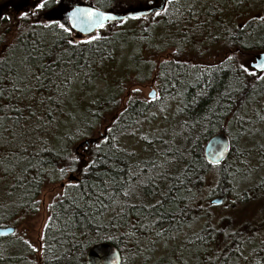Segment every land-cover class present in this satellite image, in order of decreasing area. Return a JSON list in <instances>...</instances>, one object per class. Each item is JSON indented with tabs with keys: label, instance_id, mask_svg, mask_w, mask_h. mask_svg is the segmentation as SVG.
Segmentation results:
<instances>
[{
	"label": "trees",
	"instance_id": "trees-1",
	"mask_svg": "<svg viewBox=\"0 0 264 264\" xmlns=\"http://www.w3.org/2000/svg\"><path fill=\"white\" fill-rule=\"evenodd\" d=\"M142 1L124 0L123 3L136 7ZM109 2L103 0V3ZM148 22L134 19L138 25ZM219 29L215 27V31ZM245 30V40L238 45L251 52L264 46V26L246 27ZM17 34L27 37L16 42L13 50L18 53L8 59L14 63L3 66L0 63V163L7 179L13 183L15 204L21 208L27 205L33 210V200L41 184L46 180H55L61 167L65 168L68 178L74 177L71 183L79 185L66 186L67 192L53 202L48 235L42 249L43 264H86V250L99 241L114 244L123 257L126 251L123 247H131L137 253L135 238L140 226L147 230L137 234L147 235L153 228L157 237L178 231L187 220H193L203 210L204 207L196 206L203 191L208 193L207 197L222 196L224 203L226 198L234 195L237 182L234 178L238 175L245 177L252 167L263 163L259 157L264 161V145L257 143L254 150L258 159L252 162L249 151L240 149L237 139L244 134L262 131L255 126L264 120L261 119L264 117V80L238 71L241 63L238 57L232 61H227L225 57L213 63H200L197 59L206 54L204 46L212 45L214 42L210 40L214 38L197 41L196 47H193L197 54L193 50L184 51L181 45H177L167 61L162 60L155 66L152 74L158 78L161 98L179 104V130L174 137L155 140L159 148L156 159L135 162L133 154L117 148L111 137L135 125L156 102H127L121 106L116 117L114 113L105 127L112 129L111 133L105 131L104 136L109 137L107 143L103 137L91 138V129L106 119L103 115L117 105L115 99L104 105L90 102L97 109L93 120H77L72 125L67 145L61 146L63 148L59 149L53 141L56 138L47 134V129L55 131L57 117L64 113L65 104L61 97L65 78L92 73L97 62H100V67L104 66L109 59L103 55L109 51L106 46L113 45L114 33L107 40L101 39L100 48L93 43L86 44L81 59L84 69L78 67L79 60L73 57L68 72L54 68L51 74H47V70L39 69L41 73H38L37 82L33 64L40 66L48 49L33 47L30 36L44 32L38 30L34 33L28 25L21 27ZM41 44L46 45L45 39ZM237 44L229 40L221 46L233 48ZM181 56L190 59L185 63L179 59ZM100 57L103 58L100 60ZM31 102L39 103L38 115ZM220 131L229 138V153L220 165L204 167L207 164L203 155L204 144ZM229 131L233 132V137ZM76 140H86L89 142L87 145L93 146L85 153L88 155L87 162L78 159L70 163L72 154L69 146ZM97 142H100L98 150L94 147ZM92 160L96 161L95 165H92ZM85 168L87 172L83 171ZM196 175L204 179L197 180ZM125 190L128 196L123 195ZM237 196L241 198L231 199L234 205L227 201L224 209L235 207L240 201L248 204L261 200L264 214V178L249 185L242 196ZM157 201L160 203L157 204ZM206 204L208 207L214 205L210 201ZM145 205L156 207L149 209ZM116 207L119 208L118 213H111ZM219 222L218 225L206 226L211 240L207 241L209 236L202 232L190 240L188 247L191 249L202 248L213 253L199 258L200 264H264L262 236L254 233L249 238H240L239 232L225 231V224H221L222 220ZM7 238L11 236L4 239ZM252 239L255 244L250 247L251 255L243 257L241 249ZM5 245L0 241V254L9 249V245ZM7 259L17 261L10 254ZM1 261L0 256V264ZM126 261L123 259L121 264H126Z\"/></svg>",
	"mask_w": 264,
	"mask_h": 264
},
{
	"label": "rangeland",
	"instance_id": "rangeland-1",
	"mask_svg": "<svg viewBox=\"0 0 264 264\" xmlns=\"http://www.w3.org/2000/svg\"><path fill=\"white\" fill-rule=\"evenodd\" d=\"M226 2L228 1L195 0L194 4L199 11H213L219 7H225ZM233 2L235 6L240 7V10H247L248 14L246 16L257 14L254 0H246V2L244 0H233ZM180 4L177 7L184 8L183 6L189 3L181 2ZM178 16L179 12L174 14L172 11L167 14V21L163 23L155 21L138 25L134 23V19H127L123 23L118 22L114 25L112 29L114 33L112 42L114 57L111 58L110 56L109 60L105 65L103 63L104 66L100 69L94 68L95 70L92 73L84 74V76H74L69 84L63 86L62 96L64 98L61 97V100L65 104L64 113L57 117L55 131L47 129V134L56 138L53 141L55 140L59 149L63 148L61 146L67 145L68 136L72 132V125L77 120H93L92 116L97 109L89 104L90 102H100V104L104 105L110 99H115L117 103L116 106L107 111L105 116L103 115L106 119L103 118V122L98 127L91 129L90 137L99 139L105 134L104 129L108 120L113 118L114 113V117H116L120 110L119 108L127 103L118 102L120 99L126 98L129 93L131 98H146L145 93L132 91V88H135L133 84H147L153 75L152 72L157 63L165 60L168 57V53L174 51V47L179 45L175 37L178 34V27L174 26L172 22ZM236 24L241 26L243 22L239 20ZM246 44L248 43L246 42ZM245 51L244 62L249 63L248 57L253 52L246 49ZM223 53L222 47L214 46L210 55L205 54L197 60L202 64L212 63L221 59ZM146 90V93H148L150 88ZM157 97L152 101L156 103L142 114L135 125L112 135V137L116 138L113 140V144L117 148L131 152L135 162L151 158L156 159L159 154V148L155 140L174 137L179 130L178 102L162 99L159 92ZM104 100L106 101L104 102ZM262 102L264 103V98ZM31 106L35 107L38 115L39 103L31 102ZM71 116L75 119H72ZM252 127L254 128V125ZM255 127L262 131L257 132V134H244L237 139L240 149L249 151V159L252 162H256L258 159L256 156L257 152L254 150L257 143L260 142L261 145H264V120ZM229 132H231L233 137V132ZM66 136L67 139L65 138ZM80 142L82 141L76 140L69 146L71 154L78 158L80 156L76 154L75 147ZM77 148L87 153V150L85 151L82 146ZM259 158L264 163L262 157ZM83 161H88V155ZM263 163L256 165L254 168L252 167L250 173L245 177L238 175L234 178L237 180L233 189L234 195L226 198L224 203L208 207L206 201H210L214 197H207L208 193L203 191L198 198L196 206H202L205 209L203 208L193 220H187L178 231H171L168 236L162 234L163 237H157L153 228L147 235L141 232L137 234L139 231L145 233V230H147L145 227L140 226L141 229H138L139 231L136 230L135 238V246L138 248V252L135 253L131 250V247H123L126 249L123 252L124 259L127 260L126 264H200L199 258H206L209 253L210 255L213 253L210 250H202L200 247V249H191L188 247L190 240L201 232L207 234L208 230L206 229L208 227L206 226L218 225L220 223L219 220H222L221 224L223 226L225 224V231L239 232L240 238H249L252 234L257 233L262 236L260 239H264V214L261 200L257 203L251 202L248 204L240 201L235 207L229 208L230 210L228 208L224 209L228 205L227 201L231 205L233 203L231 199L235 197L241 198L237 195L242 196V192L247 190L249 185L255 184L264 178ZM72 179L74 177L68 178V173H65L61 179L60 173L57 171L55 180H46L41 184L33 200V210H30L27 205L21 208L15 204L13 183L12 181L10 182L9 178L7 179L0 163L1 225L11 224L15 226V233L11 238L0 240L3 244L9 245L7 252L2 251L0 254L2 264H43L42 249L46 235H48L47 228L52 215L53 202L67 192L66 186ZM62 181L66 185L61 186ZM118 211L119 208L116 207L111 213L116 214ZM247 224L250 226H246ZM238 242L240 243V241ZM254 244L255 240L252 239L248 244L243 245L241 255L243 257L250 256V247ZM9 254L12 257H16L17 261L7 259Z\"/></svg>",
	"mask_w": 264,
	"mask_h": 264
},
{
	"label": "flooded vegetation",
	"instance_id": "flooded-vegetation-1",
	"mask_svg": "<svg viewBox=\"0 0 264 264\" xmlns=\"http://www.w3.org/2000/svg\"><path fill=\"white\" fill-rule=\"evenodd\" d=\"M109 3H103V0H62V2L58 3L57 0H47L48 6L45 10L41 11L37 15H32L31 11L33 9L34 0H0V37H3V40L0 41V58L5 60V63H14V61L8 60L11 59L13 54L16 55L18 52L13 50L16 46V42L18 40L25 39L27 36H21L17 33L19 32L20 28L22 27H31L34 33L38 30L44 32V34H34L30 36L32 41V46L35 48H43L46 47L48 52L44 59V62H41L40 66L37 64H33V71L35 75V81L37 82V77L39 73V69L47 70V74H51L54 71V68L61 69L62 72H68L70 59L73 57H77L78 67L80 66L84 69L85 64L81 62L82 57H84L86 44L84 41L88 39V37L92 34L99 35L101 39L107 40L112 33V29L114 25H116L120 21H107L106 27L104 29H96L94 32H86L82 31L79 27L75 28L71 33H65L63 30L59 29L55 25L51 28H44L42 26L43 23H47L51 19H61V22H65L64 18L66 17V12L63 11L64 8H67L69 5L72 7H91V8H98L99 10H106L112 12H119L124 13L126 9L137 8L132 7L131 3H123L124 0H109ZM228 2L225 3V7L219 9H214L213 11L206 10V11H199L197 6L194 4L195 0H179L178 3L175 2L172 6L168 8L167 13H162L160 16L150 15L147 19H142L143 21L155 22L159 20V22L163 23L166 22V16L170 12L177 13L179 12V16L172 20L173 25L178 27V34L175 36L176 41L179 45L183 46L184 51H192L193 53L197 54L195 43L197 41H209L214 42L210 46H204L203 50L207 55L212 53V49L214 46H221L224 41H232L234 43H242L245 39L246 34V27H253V26H264V0H254L256 15L254 16H246L248 14L247 10H240L237 6H235L233 0H227ZM246 2V0H244ZM189 3L183 6L184 8H179L177 5L180 3ZM143 3V1H142ZM140 3V4H142ZM163 3V0H157V10H159L160 4ZM139 4V5H140ZM181 5V4H180ZM245 6H247L245 4ZM179 9V11H176ZM70 10V9H69ZM140 10V9H138ZM29 12V16L26 18L22 16V13ZM242 21L243 24L237 25V21ZM13 26L11 27V25ZM66 26H71V24H67ZM220 27L219 30L215 31V27ZM16 28V29H15ZM201 28V29H199ZM15 29V30H14ZM75 38L78 43H74L69 45L67 43L68 39ZM46 41V45L41 44L42 40ZM101 39L93 41L92 43L97 47L100 48L101 46ZM91 43V44H92ZM5 44L14 45L12 48L5 49ZM90 44V43H89ZM106 49L109 51L104 54L105 59H109L114 57L112 52L113 45L106 46ZM232 49H235L240 53L239 57L241 59V63L244 62V55L246 51L242 45H235L233 48H226L224 47L223 57L225 58L226 55L232 53ZM107 51V50H105ZM264 51V46L255 50L252 54H250L249 63L254 60V56L256 53ZM172 52V51H171ZM170 52V53H171ZM168 53V57L169 54ZM99 54V53H98ZM108 55V56H107ZM100 56V54H99ZM166 58L164 61H167L169 58ZM58 58V59H57ZM103 57H100V60ZM221 58V59H222ZM37 59V58H36ZM179 59H183L184 62H188L190 58H186L185 56H181ZM192 59V58H191ZM247 59V58H246ZM245 59V61H246ZM107 62V60H106ZM5 63H1L2 66ZM213 63V62H212ZM100 62L96 63L94 68L100 69ZM98 65V67H97ZM92 69L93 71L95 69ZM41 73V70H40ZM39 73V74H40ZM161 78V77H160ZM159 78V79H160ZM155 75L150 77V80L147 84L145 83H136L133 84L135 88H139L141 93H145L146 98H131L130 93L129 95L124 98L120 99L118 102H152L155 99L149 95L150 93H155L156 96L158 95V81ZM164 80V79H163ZM37 86V83L35 84ZM35 86V87H36ZM147 88H150V91L147 92ZM150 96V97H149ZM149 97V98H148ZM230 144V143H229ZM78 146L75 147V152L79 158L85 160L86 154L83 151H80ZM87 148H85V151ZM66 185L64 181L61 182V186ZM156 223L152 222L151 224L154 225ZM7 225V224H6ZM211 231V228L210 230ZM15 233V232H14ZM13 233V234H14ZM12 234V235H13ZM9 235V236H12ZM209 237L207 241L211 240V234H207ZM8 236L0 237V240H3ZM122 260L124 259L123 254Z\"/></svg>",
	"mask_w": 264,
	"mask_h": 264
},
{
	"label": "snow or ice",
	"instance_id": "snow-or-ice-1",
	"mask_svg": "<svg viewBox=\"0 0 264 264\" xmlns=\"http://www.w3.org/2000/svg\"><path fill=\"white\" fill-rule=\"evenodd\" d=\"M58 3L62 2V0H57ZM176 3L179 2V0H175ZM174 3V0H163V3L160 4L159 10H157V0H144V2L140 5H138L137 8H131L126 9L129 13V15H125L120 19V22L123 23L124 20H127L129 18L132 19H147L150 15L160 16L162 13H167L168 8L172 6ZM48 6L47 0H34L33 9L31 11L32 15H37L41 11L45 10ZM70 9V10H69ZM64 12H66V17L64 18L65 22H61V19H51L47 23H43L42 26L44 28H51L53 25L58 27L59 29L63 30L65 33H71L73 30L77 27H79L82 31H89L94 32L96 29H104L106 27L107 21H115L117 20V16L113 15L111 10L110 11H101L98 8H91V7H72L69 5L67 8L63 9ZM176 11H179V9H176ZM29 12L22 13L23 17L29 16ZM264 19V18H262ZM67 24H71V26H66ZM101 37L96 34H92L88 37L85 43H92L93 41L99 40ZM3 40V37H0V41ZM67 43L69 45H72L74 43H78V41L75 40V38H71L67 40ZM14 45L11 44H5V49L12 48ZM0 51H3L0 49ZM240 53L238 51H233L231 55H226L227 61H232L239 57ZM26 59V58H25ZM58 59V58H57ZM254 63H240L238 66V71L251 75L256 77L258 80H264V58L261 57H255ZM6 61L3 60V58H0V63H5ZM37 79H39L37 77ZM73 77H66L64 80V84L67 85L71 82ZM133 92H139V88H132ZM154 99L158 98L156 94L150 93ZM154 115V114H153ZM261 119H264V117H261ZM104 131L111 133V128H105ZM112 140H115L116 138L113 136L111 137ZM109 140V137L103 136V141L107 143ZM219 147L217 151L213 154L212 158L207 161V164L204 165V167H207V165H212L213 167L220 165L221 157L225 155V152L227 151L226 147L223 145L222 141H217ZM92 145H84L82 148H92ZM95 149L100 148V142H97L95 144ZM70 163H75L79 158L75 155H72L70 158ZM96 161L92 160V165H95ZM73 170L74 169H71ZM61 179L63 178L65 174V168L61 167L58 169ZM84 172H87L88 169H83ZM195 179L197 180H203L204 178L202 176L196 175ZM67 187H79L78 184H72L71 182L67 185ZM190 191V190H189ZM128 191H123L124 196H128ZM113 203H116V201H113ZM160 202L157 201V204ZM214 203H219V201H214ZM146 208H155L156 205H145ZM228 233H225L227 235ZM201 239H203L201 237ZM35 250V249H34ZM93 264H104V261L97 260L94 261Z\"/></svg>",
	"mask_w": 264,
	"mask_h": 264
},
{
	"label": "water",
	"instance_id": "water-1",
	"mask_svg": "<svg viewBox=\"0 0 264 264\" xmlns=\"http://www.w3.org/2000/svg\"><path fill=\"white\" fill-rule=\"evenodd\" d=\"M87 8V7H84ZM105 11L106 10H101ZM112 12V11H111ZM113 15L117 16V21H120L122 17L125 15H129L128 12L119 13V12H112ZM89 32V31H86ZM255 57H261L264 58V51L258 52L255 54ZM253 60L251 63H254ZM217 141H222L223 145L226 147L227 151L225 152V155L221 157V161H223L228 153H229V138L228 136L220 131L213 134L204 144L203 148V155L205 159L208 161L212 158L213 154L217 151L219 145ZM89 142L86 140H83L78 144V146H84L87 145ZM214 201H219V203H214ZM223 202L222 196H216L212 199H210L211 204H221ZM15 232V226L14 225H0V237L9 236L12 235ZM102 260L104 261V264H121L122 262V255L120 250L112 243L108 241H99L96 243H93L88 247L85 253V261L86 264H93L94 261Z\"/></svg>",
	"mask_w": 264,
	"mask_h": 264
}]
</instances>
